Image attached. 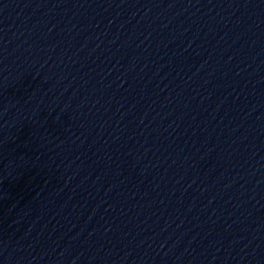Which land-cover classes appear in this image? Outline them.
I'll list each match as a JSON object with an SVG mask.
<instances>
[{
    "label": "water",
    "instance_id": "water-1",
    "mask_svg": "<svg viewBox=\"0 0 264 264\" xmlns=\"http://www.w3.org/2000/svg\"><path fill=\"white\" fill-rule=\"evenodd\" d=\"M0 264H264V0H0Z\"/></svg>",
    "mask_w": 264,
    "mask_h": 264
}]
</instances>
